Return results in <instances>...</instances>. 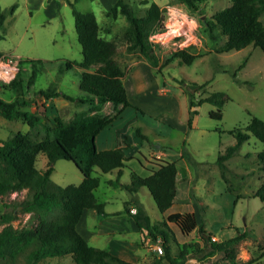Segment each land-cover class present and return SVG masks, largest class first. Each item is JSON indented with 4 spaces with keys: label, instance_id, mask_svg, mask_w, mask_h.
<instances>
[{
    "label": "rangeland",
    "instance_id": "rangeland-1",
    "mask_svg": "<svg viewBox=\"0 0 264 264\" xmlns=\"http://www.w3.org/2000/svg\"><path fill=\"white\" fill-rule=\"evenodd\" d=\"M125 1L141 14L151 2L161 9L163 29L157 27L149 36L158 57L156 67L127 48L124 31L128 22L124 16L111 18L106 15L115 0H0L5 14L0 28V68L11 66L12 69L8 75L0 72V97L11 99L16 96L5 86L19 72L24 83L18 95L28 101L34 100L22 108L35 110L49 124L57 114L68 120L87 110L89 104L73 102L62 96L45 99L36 94V90L46 88L54 81L56 88L64 93L74 97L84 94L78 87L80 69L73 67L60 71L59 67L63 59H82L72 5L80 11L93 12L102 36L118 44L117 60L124 67L122 80L132 106L125 107L119 124H123L124 131L127 125L136 126L144 136L139 137L135 132L127 136L126 141L132 145L125 153L132 158L126 160L120 182H130V168L141 175L146 174L144 166L154 162L156 157L150 153L159 145V149L165 150L167 157L177 166L176 184L178 188L184 187L181 192H184L185 200L190 198L188 203L193 205L197 222H201L218 241L236 235V229L248 231V236L238 245L236 259L242 263L256 258L252 264H264V204L258 197L250 195L264 178L257 157L262 142L249 134L238 153L225 161L223 177L216 162L218 153L235 141L228 130L244 128L253 115L264 120V51L247 45L239 50L219 52L225 36L213 29L214 37H210L207 21L212 20L217 10L228 6L230 0H203L198 10L188 8L179 0ZM168 12L173 16L170 17ZM261 19L264 23V12ZM171 29H176L175 34L168 39ZM184 47L198 57L189 64L169 59L171 52ZM28 59H38L44 64L43 71L30 85L25 83L31 72ZM207 80L208 83L198 90V97L205 91H223L230 97L222 107V119H212L209 111L216 108L205 102L196 107L197 113L189 127L188 98L184 87ZM102 107L103 112L111 110L109 102ZM17 131L29 132L35 139L44 133L41 126L31 129L22 120H8L0 115V139ZM46 161V156L39 153L36 167L44 168ZM115 175L116 172L102 174L99 186L94 190L97 200L104 202V210L108 213L102 215L84 209L77 230L93 246L104 247L128 261L147 262L152 250L148 251L145 241L143 246L140 244V233L131 217L123 211L124 202L132 194L121 185H110L109 180ZM81 176L75 164L66 159L56 160L50 175L52 181L62 186L78 184ZM30 195L22 189L0 197V214L11 212L14 219L10 223L14 227L24 226L30 220V214L18 205ZM136 196L152 221L162 218L146 187L138 188ZM179 209L184 211L183 207ZM58 213L59 210L55 209L46 217L53 218ZM4 225L0 223V229ZM175 229L179 236V230ZM187 239L201 242L195 230ZM10 262L1 260L0 264ZM14 263L26 264L25 255L21 253ZM186 263L225 264V261L217 254L204 258L202 262L190 256ZM39 264L73 263L69 256H65Z\"/></svg>",
    "mask_w": 264,
    "mask_h": 264
},
{
    "label": "trees",
    "instance_id": "trees-1",
    "mask_svg": "<svg viewBox=\"0 0 264 264\" xmlns=\"http://www.w3.org/2000/svg\"><path fill=\"white\" fill-rule=\"evenodd\" d=\"M192 10H198L203 0H179ZM72 5V3H71ZM264 12V0H230V4L217 10L212 20L207 21L210 37L213 29L225 36L219 52L239 50L247 45L259 47L264 51V23L261 15ZM71 13L77 40L81 45L80 61L63 59L59 70L80 69L78 87L84 92L74 97L56 88L52 81L46 88H39L36 94L45 99L62 96L80 104H89V108L76 113L65 120L55 115L52 124L44 121L41 114L32 109L22 108L34 102L18 95L24 79L18 72L6 83L7 88L16 94L14 98L0 97V115L8 120H22L31 129L41 126L44 133L39 139L33 138L29 132L17 131L0 139V197L14 191L26 189L31 195L18 203L22 210L30 214V220L21 227H14L10 222L14 219L11 212L0 214V261L8 260L11 264L21 253L25 255L26 264H39L50 259L69 256L73 264H187V259L196 257L199 261L212 255H221L225 264H252L257 259L249 258L239 263L236 259L240 241L248 236V231L236 229V235L221 241L211 240L209 231L202 223H198L194 213L173 212L152 221L143 205L135 198L134 193L140 187H146L156 208L162 214L169 208L176 195L177 167L174 161L165 158H154L148 166L146 174L130 171V182L121 183L122 170L129 157L125 151L126 144L109 149L99 150L95 144V136L115 118L125 107L132 106L123 83L124 67L117 60L118 44L108 40L101 33L95 15L91 11H80L73 5ZM106 15L116 18L124 16L128 26L124 31L127 48L142 55L153 66H157L158 57L155 44L149 36L157 27L163 29L161 9L151 2L143 14L136 12L127 1L115 0L108 8ZM5 14L0 6V28L3 26ZM0 38L2 35L0 34ZM0 57L2 53L0 51ZM197 54L187 48H179L171 52L169 59H178L191 63ZM31 72L25 81L34 84L37 74L43 71V61L28 59ZM244 63V62H242ZM208 80L199 84H186L184 92L188 98V126L197 113L196 107L207 102L215 106L209 116L215 120L222 119V107L230 98L223 91H212L198 97L197 92ZM109 102L111 110L102 111V105ZM221 131V129H218ZM234 137L232 145L218 153L217 165L223 177L225 161L238 153L243 142L252 134L262 142V149L257 152L259 169L264 173V120L251 116L244 128L235 127L228 130ZM136 135L144 137L138 128ZM126 143V142H124ZM39 153L46 158L44 168L36 167ZM58 159L72 161L82 174L78 184L68 183L64 186L52 181L50 175L54 163ZM116 170L114 179L109 180L112 186H123L132 194L124 202L123 211L131 217L141 234L155 242L159 239L162 253L151 252L147 262L125 260L106 248L91 245L77 230V223L84 209H92L98 214L106 215L104 203L97 200L94 190L99 186L102 174ZM258 197L264 204V178L259 187L250 193ZM239 197V196H237ZM134 207V212H131ZM55 209L59 213L53 218L47 214ZM169 223L177 226L183 235L195 230L201 242H179Z\"/></svg>",
    "mask_w": 264,
    "mask_h": 264
},
{
    "label": "crops",
    "instance_id": "crops-1",
    "mask_svg": "<svg viewBox=\"0 0 264 264\" xmlns=\"http://www.w3.org/2000/svg\"><path fill=\"white\" fill-rule=\"evenodd\" d=\"M48 104V102L46 103ZM111 105V104H110ZM125 111V108L122 110L121 114L115 118L109 125H107L106 127H104L96 136H95V144H96V147L97 149L99 150H102V149H109V148H113L115 146H117L118 144H121V145H124L126 144L127 146H130L131 147V143H129L127 140V136L129 135V133H134L135 132V129L137 128L136 126H132V125H127V129L126 131H124V126L123 124H119L121 119H122V115ZM125 132V134H124ZM126 142V143H124ZM152 155H154L155 157H158L156 156L157 154L160 155L158 158H165L166 160H170V161H173L172 159H169L167 156L168 154L165 152V150H160L159 149V145L156 146V148L150 153ZM129 159L132 158V156H128ZM148 165V163L146 164ZM177 167V166H176ZM144 169L146 171H148V166H144ZM130 170H133L132 168H130ZM111 172H116V170H113ZM177 172H178V169H177ZM130 174V173H129ZM177 176V174H176ZM81 179H82V176H81ZM81 181V180H80ZM177 181V180H176ZM184 187H180L178 188L177 184H176V195L174 197V200H173V203L172 205L167 208L162 214L161 216L162 217H166L167 215H169L170 213H173V212H190V213H194V208H193V205H189L188 203V200L190 199L189 197L185 200V197H184V192H181V189H183ZM188 191H189V184H188ZM182 194V195H181ZM135 195V198H137L136 196V193H134ZM133 195V196H134ZM188 195H189V192H188ZM138 199V198H137ZM182 200V202H180ZM139 201V200H138ZM104 203V202H103ZM183 207L184 211L180 210L179 208ZM84 211V210H83ZM106 212V211H105ZM83 213V212H82ZM108 212H106L107 214ZM195 214V213H194ZM133 221V220H132ZM134 223V221H133ZM78 224V223H77ZM135 224V223H134ZM170 227L173 229L175 235H176V238L179 242H184V241H188L190 239H187L190 235L193 234L194 230L191 231L188 235H183L180 231V235L178 236L177 234V230L175 228H177L176 225H174L173 223H169ZM136 227V225H135ZM178 229V228H177ZM136 230L139 232L138 228L136 227ZM179 230V229H178ZM140 233V232H139ZM81 234V233H80ZM92 236V232L90 233ZM82 235V234H81ZM83 236V235H82ZM141 236V234H140ZM84 237V236H83ZM88 242L89 240L84 237ZM140 241H141V238H140ZM144 241L146 242V244L148 245L147 246V249L148 251H150V247H149V244H150V241H149V238H145ZM142 245V244H141ZM143 246V245H142ZM146 246V245H144ZM104 248V247H102ZM127 260V259H126Z\"/></svg>",
    "mask_w": 264,
    "mask_h": 264
},
{
    "label": "built area",
    "instance_id": "built-area-1",
    "mask_svg": "<svg viewBox=\"0 0 264 264\" xmlns=\"http://www.w3.org/2000/svg\"><path fill=\"white\" fill-rule=\"evenodd\" d=\"M168 14H169V16L171 17V16H173V13H171V12H168ZM176 17H178V18H180L179 17V15H176ZM182 21V20H181ZM187 23V22H186ZM9 61V60H8ZM11 62V61H10ZM9 65V64H8ZM9 67H11V66H9ZM9 67H5L4 66V68H6V70L7 71H12V69L11 68H9ZM156 156H160V155H156ZM134 207H131V209H130V211L131 212H134ZM211 238V240H213V241H218V239L215 237V236H211L210 237ZM149 247H150V249L152 250V251H155L156 253H158V254H160V253H162V246H161V243H160V241H159V239H157L155 242H150V244H149Z\"/></svg>",
    "mask_w": 264,
    "mask_h": 264
},
{
    "label": "bare ground",
    "instance_id": "bare-ground-1",
    "mask_svg": "<svg viewBox=\"0 0 264 264\" xmlns=\"http://www.w3.org/2000/svg\"><path fill=\"white\" fill-rule=\"evenodd\" d=\"M175 30L176 29H174V30L171 29L168 32V37H167L168 39L171 38L175 34ZM1 67H3V66H1ZM0 72H1V75H8L9 74V72L6 71L5 68H0Z\"/></svg>",
    "mask_w": 264,
    "mask_h": 264
},
{
    "label": "water",
    "instance_id": "water-1",
    "mask_svg": "<svg viewBox=\"0 0 264 264\" xmlns=\"http://www.w3.org/2000/svg\"><path fill=\"white\" fill-rule=\"evenodd\" d=\"M16 70H17V68H16Z\"/></svg>",
    "mask_w": 264,
    "mask_h": 264
}]
</instances>
